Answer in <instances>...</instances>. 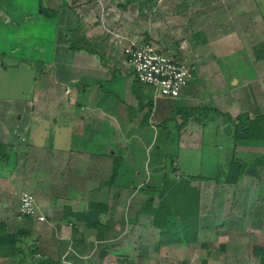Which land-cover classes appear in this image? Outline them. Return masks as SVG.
<instances>
[{
    "label": "crops",
    "instance_id": "crops-1",
    "mask_svg": "<svg viewBox=\"0 0 264 264\" xmlns=\"http://www.w3.org/2000/svg\"><path fill=\"white\" fill-rule=\"evenodd\" d=\"M133 1L147 9L166 4L179 20L182 35L164 36L175 40L174 47L153 41L148 26L140 39L186 61L192 82L174 100L154 98L151 89L135 85L112 33L127 30V38L136 41L142 33L117 23L125 18L121 10L102 7L92 36L86 7L77 11L66 0L56 8L42 6L53 14L46 19L52 41L39 37L47 43L35 49L34 88L25 100L0 99L6 154L0 222L9 234L28 231L40 253L58 264H124L136 253L143 264H165L155 261L189 249L201 255L198 264H258L251 247L264 239V142L256 134H235L228 156L202 151L214 164L225 160L227 167L230 156L236 160L235 184L225 178L230 169L222 178L182 176L176 160L171 168L167 158L172 116L180 137L188 123L210 125L187 115L192 111L214 115L207 109H215V118L232 121L264 115V15L254 0ZM172 174L181 177L178 182ZM22 192L34 197L31 217L17 211ZM89 203L105 206L97 229L76 220ZM94 257L96 263H89Z\"/></svg>",
    "mask_w": 264,
    "mask_h": 264
},
{
    "label": "rangeland",
    "instance_id": "rangeland-1",
    "mask_svg": "<svg viewBox=\"0 0 264 264\" xmlns=\"http://www.w3.org/2000/svg\"><path fill=\"white\" fill-rule=\"evenodd\" d=\"M41 2L39 0H0L1 100L5 101L6 98H21L22 100H25L26 98H29V94L34 88V79L37 77L36 73L39 72L36 65V59L39 57V55L37 54V57L35 49H38V46L41 47V45L46 47L45 44L47 43L45 42L47 41L45 38H42L43 40H41L39 37H48L47 39L49 42L50 40L52 41V36H50L52 32L47 28V25L51 24H48L46 19H44V16L42 17V15L39 13V6L56 8L58 0H42ZM254 2L264 15V0H254ZM66 3H70L73 9H76L77 11H79L80 6L86 7L85 9L88 10L90 15V26L92 29L89 30L90 35L92 36H97L100 27V23L98 22L99 12L101 11L102 7H109L114 11H116L115 8L121 10L120 12L124 14L125 18L120 19L117 23L122 22V27H127L128 30L131 29L136 31V34L138 35L139 33H142L139 35L140 37H138L139 41L143 40L140 39L144 33L143 26H148L151 29L150 35L153 41L155 39L159 41L161 40L162 45H165L168 48L174 47L171 41L173 42L175 40H173V38H164V36L174 37L177 34L182 35L178 28L180 25L177 24L179 20L174 21L171 18L170 11L168 12V10H166V4L165 6L162 5V8L164 7L162 10L161 7H158V4H155L152 7L149 5V9L144 7L140 8L141 3L133 0H112L110 2L111 5L108 4L109 2L107 1L104 3L103 0H66ZM124 3H128L127 7L124 9L120 8ZM168 3L173 5L176 3V1L170 0ZM149 20L150 22L148 23ZM51 22L54 23V21ZM107 25L110 27L111 23L108 22ZM53 29H55V27ZM107 29L110 30L109 28ZM171 30L173 31L170 32ZM127 32V30H124V33ZM124 33L117 34L127 37ZM112 34H114V32ZM144 43L149 44L150 42ZM48 46L49 44L47 47ZM175 47H178V45ZM196 116L200 118L201 122L207 121L210 125L202 127L194 126L188 123V128L183 129L181 133L183 135L180 137H178L177 134L178 129L173 124L174 116H172V124H170L171 144L168 147L170 150L169 157L167 158V165L170 164L171 168H175L173 164L177 162L182 176L191 175L222 178V176L226 174L227 162H225V160H220L218 164H214L215 160L212 158H206L202 151H211L209 155L212 157V154L215 151L228 156L231 143H233L235 140L234 125L230 124L226 118H215L216 116L212 114H207L206 117H204L203 113L202 115L197 114ZM216 122H218V128L215 127ZM190 131L193 132V134L186 135ZM214 131H218V137L213 135ZM182 141L187 142L189 145L185 147V145L180 143ZM2 152V147H0V177L6 172V162L1 158ZM170 158H173V160L170 161ZM176 177H179V175L172 174V182H178ZM67 250L70 249L68 248ZM139 255V253H136L134 259L132 256L127 257V260L129 258H132L133 260L127 261L124 259L121 262H124V264H143L144 257ZM200 258L201 255L194 251V249H189L188 252L185 251L183 253L178 252L177 254H174L170 251L168 254L162 255L161 259L158 258V261H155V263L163 262L165 264H198ZM96 259L97 258L95 257L92 258L89 260V263H96ZM219 260L220 262L217 264H222L221 259ZM116 261L118 262L120 260L116 259L115 261H108L106 264H116Z\"/></svg>",
    "mask_w": 264,
    "mask_h": 264
},
{
    "label": "trees",
    "instance_id": "trees-1",
    "mask_svg": "<svg viewBox=\"0 0 264 264\" xmlns=\"http://www.w3.org/2000/svg\"><path fill=\"white\" fill-rule=\"evenodd\" d=\"M39 9L40 14L44 16V19L53 17L52 11L40 6ZM69 48L74 50V46L72 43H70ZM134 83L137 86H142L136 80L134 81ZM201 110L206 111L205 108H201ZM207 110H211L212 112H214V116L216 114H219L215 109ZM195 114L202 115L200 110L196 113H194L193 111L192 113L189 112L187 115H193V118L201 123L200 118ZM203 114L204 117H206L207 113ZM225 118L230 124L234 123V121H238V124H233L235 128L234 134L247 135L248 133H251V136L253 134H256L257 141H259L260 143L264 142V115L255 116L251 120H249L248 116L245 114L239 115L233 121L228 116ZM206 122L203 126L206 125ZM251 124H259V126L255 125L254 127L250 128ZM0 147L2 146L0 145ZM4 157H6V154L2 152L1 158L4 159ZM171 160H173V158H171ZM238 168V162L230 156L226 171L229 169L230 170L228 172V175L225 176L226 180H228L227 182H230L231 184L236 183L238 179ZM193 202L194 201H192L191 203L192 205L194 204ZM186 206L189 207L191 205L187 204ZM104 209L105 206L103 204L89 203L87 204V208L82 213L76 215V220L84 222L85 226L87 227H94L97 229L99 226V224H97L98 216ZM251 254L252 257L257 259L258 264H264V239L261 245H253L251 247ZM104 256L105 254L102 253L101 258H103ZM0 259H11L13 261V264H58L59 262L42 255L37 247V239L34 238L28 231L19 230L14 234L7 233L6 225L4 222H0ZM201 264H205V262L202 261Z\"/></svg>",
    "mask_w": 264,
    "mask_h": 264
},
{
    "label": "built area",
    "instance_id": "built-area-1",
    "mask_svg": "<svg viewBox=\"0 0 264 264\" xmlns=\"http://www.w3.org/2000/svg\"><path fill=\"white\" fill-rule=\"evenodd\" d=\"M115 43L120 46L125 63L134 80L151 89L154 98L178 99L182 91L192 82V68L179 57H172L155 49L152 44L113 34ZM34 197L22 192L19 196L18 213L33 216ZM39 221L43 217H38Z\"/></svg>",
    "mask_w": 264,
    "mask_h": 264
}]
</instances>
